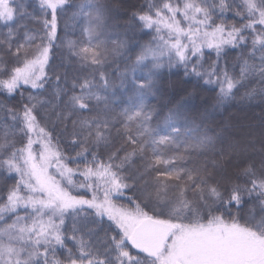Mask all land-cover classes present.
<instances>
[{
    "label": "snow or ice",
    "instance_id": "snow-or-ice-1",
    "mask_svg": "<svg viewBox=\"0 0 264 264\" xmlns=\"http://www.w3.org/2000/svg\"><path fill=\"white\" fill-rule=\"evenodd\" d=\"M0 96V264H264V0H0Z\"/></svg>",
    "mask_w": 264,
    "mask_h": 264
},
{
    "label": "trees",
    "instance_id": "trees-1",
    "mask_svg": "<svg viewBox=\"0 0 264 264\" xmlns=\"http://www.w3.org/2000/svg\"><path fill=\"white\" fill-rule=\"evenodd\" d=\"M80 0H73V3H79ZM131 3H136L137 0H130ZM140 3H145V2H151V0H139ZM71 14H72V10H69L68 12V19L67 22L68 24L74 25L75 22L73 20H71ZM229 22H233V21H229ZM63 27V19L61 20V28ZM76 34L73 35L72 34V29L70 28L69 30V38L70 39H79V29L76 28L75 29ZM61 35H63V32L60 33ZM137 39L140 40L141 43H147L150 39L151 36H146L143 34H138L137 35ZM57 52V59H56V63L57 65H59L60 61H59V56L62 53V50H56ZM236 55L235 50H233L230 53V56L228 57L229 60L232 59V57H234ZM61 70V69H58ZM170 80L172 82H174L176 84L175 90L174 92L169 93V95H175L177 98L180 95L184 94V90H190L192 88V84L188 83L185 81V78L183 77V69H180L179 71H175L173 75H171ZM216 95V91H214L211 87H205L203 89H199L198 90V95L196 96V98L194 99L193 103L197 106H203L206 103H211L213 102V98ZM3 96H0V99H3ZM237 101H233L230 104H228L226 106L225 109L222 110V115L218 114V118L219 119H223V118H227L229 116L232 115H241V108L244 107L243 105H241L239 102ZM12 103H14L15 101H11ZM166 97L164 98H160V99H150L149 103L151 105H153L159 112H161L162 114H166L167 112V107L165 106L166 104ZM252 111H254L256 114H259V112L261 111L260 106H254L252 108ZM9 183H11V181H9Z\"/></svg>",
    "mask_w": 264,
    "mask_h": 264
}]
</instances>
